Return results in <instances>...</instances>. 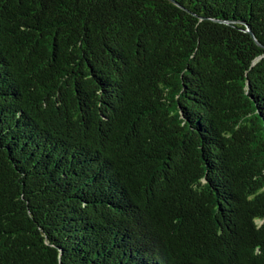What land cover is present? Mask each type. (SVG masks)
I'll list each match as a JSON object with an SVG mask.
<instances>
[{
    "label": "trees",
    "instance_id": "16d2710c",
    "mask_svg": "<svg viewBox=\"0 0 264 264\" xmlns=\"http://www.w3.org/2000/svg\"><path fill=\"white\" fill-rule=\"evenodd\" d=\"M0 264H264V0H0Z\"/></svg>",
    "mask_w": 264,
    "mask_h": 264
},
{
    "label": "water",
    "instance_id": "95a60500",
    "mask_svg": "<svg viewBox=\"0 0 264 264\" xmlns=\"http://www.w3.org/2000/svg\"><path fill=\"white\" fill-rule=\"evenodd\" d=\"M170 2H172V0H169Z\"/></svg>",
    "mask_w": 264,
    "mask_h": 264
}]
</instances>
